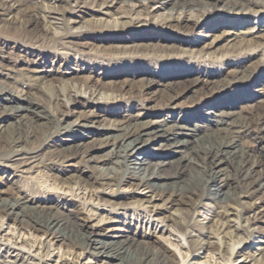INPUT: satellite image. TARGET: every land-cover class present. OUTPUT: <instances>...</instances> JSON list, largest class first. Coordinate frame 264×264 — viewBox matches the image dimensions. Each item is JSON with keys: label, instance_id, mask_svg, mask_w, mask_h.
Returning <instances> with one entry per match:
<instances>
[{"label": "bare ground", "instance_id": "1", "mask_svg": "<svg viewBox=\"0 0 264 264\" xmlns=\"http://www.w3.org/2000/svg\"><path fill=\"white\" fill-rule=\"evenodd\" d=\"M100 1L85 7L80 0H0V168L7 170L12 190L9 199L0 197V250L33 264H264V253L255 259L245 249L235 250L243 242L239 235L249 239L264 236V231L227 224L215 235L192 223L206 202L216 206L215 221L242 200V216L260 211L250 203L254 198L264 205V176H257L264 170V155L258 151L264 103L232 112L212 105L214 95L245 86L263 71L264 39L256 43L241 36L245 33L224 30L227 50L215 55L208 53L214 40L199 51L193 47L197 42L184 38L211 19L242 24L264 11V3L233 0L228 8L217 10L216 4L226 0ZM120 2L126 8L117 18H101L108 15L109 4ZM156 5H170L173 13L152 21ZM206 5L212 10L205 11ZM154 29L176 34L187 46L179 54L158 56L160 62L193 61L154 65L148 59L163 53L123 47L96 52L88 43L101 35ZM258 30L264 31V22ZM11 46L22 55L8 50ZM102 55L150 77L127 96L117 87L104 91L91 82L45 80L57 62L85 71L88 65H78ZM20 64L37 68L19 73ZM229 66L234 71L224 75ZM175 68L173 76L179 77L165 82L160 105L144 108L148 101L141 98L157 84L154 78ZM2 79L25 88V93ZM181 99L189 105L178 110L174 103ZM125 103H134L138 112H125ZM78 106L91 109L90 114L68 122ZM97 111L118 114L121 120L104 117L105 123L97 125ZM82 129L98 144L85 145ZM158 141L167 145L155 148ZM64 142L66 146L56 148ZM105 148L111 153L96 159L95 152ZM154 157L163 158L154 163L156 169L150 161ZM95 162L111 167L97 173L92 171ZM135 196L142 198L131 201ZM179 208L180 215L169 211ZM254 222L264 224L263 214ZM111 224L128 230L113 233L105 228ZM141 233L157 236L161 244L141 240Z\"/></svg>", "mask_w": 264, "mask_h": 264}, {"label": "rangeland", "instance_id": "2", "mask_svg": "<svg viewBox=\"0 0 264 264\" xmlns=\"http://www.w3.org/2000/svg\"><path fill=\"white\" fill-rule=\"evenodd\" d=\"M4 1V0H1ZM98 2V4H102V1L100 0H80V6H85V7H92L95 2ZM204 2H211V0H202ZM233 0H226L224 1L223 5L220 3H217L215 6V9H222V8H228L229 5H231V2ZM262 3H264V0H258ZM129 6L131 4H128ZM108 15L101 17V18H107L106 20H109V18H117L119 14L123 12V9L126 8V5H124L122 2L117 3V4H112L108 5ZM171 6L167 5L165 7L159 8L158 5L154 6L151 8V13L153 16L151 17L152 21L159 20L161 18H165L166 16H169L170 13H173L170 10ZM207 10H212V6L206 5L204 7ZM260 12L257 15H252L249 17L248 20H246L242 24H236V23H225V22H220V21H215L212 19L203 23L202 26L195 28L193 31V35L189 37H184L186 41L190 42H197L198 44L196 46H193L195 49H199V51H202L203 44L209 43L211 40H214L215 42L212 44V48L209 49L208 53L212 54H222L224 53L227 48V42L225 41L223 32L224 30L228 32H238V33H245L241 34L242 37L244 38H253V42H261V40L264 39V31L258 30V24L261 22H264V11L259 10ZM195 14L194 12H190L189 15ZM234 19V17H233ZM232 19H230L231 21ZM255 25L256 28L254 27ZM254 28V29H253ZM158 32V33H157ZM240 35V34H239ZM105 36L107 35H101L95 38H90L88 41L90 46H93V51L99 52L101 50H105L107 48H115V47H123V48H129V50H156L159 51L163 54L157 55L156 60L155 58L152 57V59H148V62L153 63L154 65H176L179 66L180 64L192 62L193 60H190L189 58L183 59L182 61H169L168 59L166 60L165 58L162 59V62H160V57L162 55H174L179 52L180 48H185L187 47L186 45H181L178 42L179 36L176 34H171V33H164L160 32L156 29L154 31L149 30V31H133L130 33H127V35H114L111 36V38H106ZM165 36V37H163ZM194 45V44H193ZM13 47V46H11ZM8 48V47H7ZM13 54L16 55H22L20 49L13 47L12 49H9ZM99 50V51H98ZM150 52V51H148ZM179 54V53H178ZM118 60L112 59L111 56H104L102 55L99 58H91V61L89 63H86L85 65H78L83 67L85 69V66L88 65L87 70H79L74 68L73 65H68V68H63V65H61V62L55 63L53 66V70L51 72H48L46 74L45 80L52 81L53 84H56L58 80L60 79L61 81L65 82L68 85H71L70 83H88L91 82L90 84L93 83L95 87L104 89V91H108V89H112L114 87H117L118 89L121 88L122 93L126 94L127 96L128 93L135 92L138 85L140 84L141 80L144 78H149L150 76L144 75L141 73H133V69L129 70V67L127 63H123L122 66H119L117 63ZM96 62V63H95ZM4 63V62H3ZM95 65V66H93ZM101 68H97V67ZM47 70L51 69L49 65H46ZM118 66V67H117ZM37 67L33 64L25 65V64H20L19 65V73L20 70L24 71L25 69L28 70H34ZM74 68V69H73ZM97 68V69H96ZM73 69V70H72ZM95 69V70H93ZM97 70V71H96ZM100 71L104 74L99 75L96 73H100ZM234 71V68L232 66L224 68V75H229L231 72ZM96 72V73H95ZM66 73V74H65ZM177 68L167 71L166 73H160L159 76H157L155 81L157 84L152 86L149 92H147L141 100L146 99L148 103L145 104L144 108H154L156 105H160V101L163 100V97L165 96V91L166 89L164 88V84L166 81H173L177 75ZM179 77V76H177ZM176 77V78H177ZM52 79V80H51ZM178 79V78H177ZM45 80H42L44 82ZM2 82L6 83L8 86L12 87H17L18 91L22 90V93H25V88L13 84L10 79H2ZM115 84V85H114ZM194 96V95H193ZM196 96V95H195ZM33 100H36V98L33 96L31 97ZM37 102V100L35 101ZM213 106L219 110V111H224V112H232V111H239V110H252L256 107H259L264 103V68L263 71L258 72L256 76L252 77L245 86H241L240 88L233 87L231 88L228 92L226 93H220L218 95H214V99L212 102ZM128 104V105H127ZM176 105L175 107L180 110V109H186L189 105L188 100H178L174 103ZM173 105V106H174ZM135 107L134 103H125L123 106V109H125V112L129 114H136L138 112L137 109H133ZM72 114L67 118L68 122H74L76 118L82 117L84 115L90 114L91 109L88 108H83V107H76L72 109ZM123 112L122 114H126ZM179 112V111H178ZM97 114H99L101 117L97 118V125H102L104 124V120H102L104 117L110 121H120L121 118L118 116V114H113V113H107L106 112H101L97 111ZM159 120V119H157ZM79 135L82 137L83 142L85 145L90 146V145H95L98 144L97 140L95 138H90L86 136V132L84 129L79 131ZM261 142L258 144V151L261 155H264V135L260 139ZM67 142H64L57 146V149H62L64 146H66ZM167 145L165 142H160L158 141L155 148L159 146H164ZM111 153V150L108 148H105L103 150H98L95 152V158L99 160L100 157H105L106 155H109ZM43 155H46V153H43ZM163 160V158H161ZM159 158H151L150 161L153 163L152 164V169H156L157 166H155L154 163L161 161ZM101 167L105 169H109L111 166L109 165H104L103 162H95L93 163V169L92 171L95 172H102ZM132 167V165L130 166ZM165 171L170 172L171 169L168 167H165ZM108 170H106L107 173ZM259 175V176H258ZM257 176L262 177L264 176V170H259L257 171ZM44 178V177H43ZM11 179L8 176V172L4 168H0V191L2 192L0 194V197L3 199H9L10 195L12 193V190L10 188V181ZM261 188L259 189V191ZM226 191V189H225ZM144 191L143 193H145ZM105 200H109L108 197H103ZM141 196H135L131 198V201L133 200H139L141 199ZM123 199L116 200L115 202H122ZM242 203L245 202V200L241 201ZM236 204L233 205L231 211L229 212L228 215L221 217L217 221V217L215 216V213L217 211L216 206L214 203L211 202H206L203 208L201 209V212L194 216L192 219L193 226L196 228H200L202 226L206 227L204 232L206 231H212L215 234V231L219 227H224L225 225H235L244 229H248L250 232L253 231L254 233L264 231V224L263 223H257L254 222V217L258 214L261 213L263 214V219H264V205L261 203V200L258 198H254L253 200L250 201L251 204L261 207L255 214L249 213L246 216H242L240 213L241 208L244 206V204ZM173 214L180 215L182 214L183 210L182 208L169 210ZM165 214H168L164 212ZM221 224V225H220ZM106 230H112L113 233L117 234H122L127 232L128 229H126L125 226L120 225V224H111V225H105ZM258 230V231H257ZM131 233H134V229H129ZM138 234V233H137ZM240 234V233H239ZM216 235V234H215ZM232 234L231 236H233ZM238 236V235H237ZM141 240L147 241L149 243H152L154 245H160V241L156 239L155 236L153 235H143L141 233V236H139ZM241 238L242 243L239 244L235 250L241 248L245 249L246 255H250L255 257L257 259L260 255L264 253V236L254 234L253 237L246 239L244 238L243 235H239L237 239ZM235 242H236V238ZM214 242H218V240H213ZM249 246V247H246ZM259 254V256H258ZM0 264H33L32 261H25V260H15L12 258V256L7 255L4 251L0 250Z\"/></svg>", "mask_w": 264, "mask_h": 264}]
</instances>
